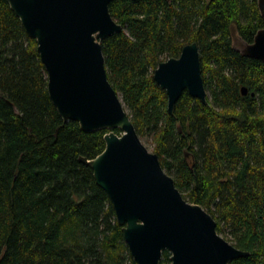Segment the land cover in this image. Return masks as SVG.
Instances as JSON below:
<instances>
[{"label": "trees", "instance_id": "trees-1", "mask_svg": "<svg viewBox=\"0 0 264 264\" xmlns=\"http://www.w3.org/2000/svg\"><path fill=\"white\" fill-rule=\"evenodd\" d=\"M109 10L123 29L102 41L107 77L139 137L183 197L249 252L230 264H264V62L235 48L264 27L257 0H113ZM191 42L206 103L184 90L169 113L153 72ZM105 132L62 119L36 40L0 0V264H137L79 161L104 149Z\"/></svg>", "mask_w": 264, "mask_h": 264}, {"label": "water", "instance_id": "water-1", "mask_svg": "<svg viewBox=\"0 0 264 264\" xmlns=\"http://www.w3.org/2000/svg\"><path fill=\"white\" fill-rule=\"evenodd\" d=\"M5 1L36 40L48 94L62 119L78 122L84 131L107 130L104 149L79 161L91 167L107 194L135 262L160 264L164 251L170 264H230L249 255L218 233L205 208L183 197L158 155L140 140L108 80L102 52L103 39L123 29L110 13L113 0ZM257 4L264 19V0ZM235 48L264 62V27L252 42ZM153 78L167 94L169 113L184 90L206 103L196 42L161 61ZM247 91L241 88L242 94Z\"/></svg>", "mask_w": 264, "mask_h": 264}, {"label": "rangeland", "instance_id": "rangeland-1", "mask_svg": "<svg viewBox=\"0 0 264 264\" xmlns=\"http://www.w3.org/2000/svg\"><path fill=\"white\" fill-rule=\"evenodd\" d=\"M140 140L142 141V143L147 147L148 150L152 151V144L150 142V139L144 138V137H140ZM223 238H225L226 240H228L229 234H228V230L225 229L222 232L219 233ZM229 241V240H228Z\"/></svg>", "mask_w": 264, "mask_h": 264}]
</instances>
